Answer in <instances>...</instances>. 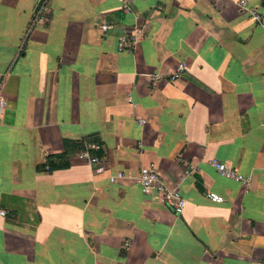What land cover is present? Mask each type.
<instances>
[{
	"label": "crops",
	"instance_id": "1",
	"mask_svg": "<svg viewBox=\"0 0 264 264\" xmlns=\"http://www.w3.org/2000/svg\"><path fill=\"white\" fill-rule=\"evenodd\" d=\"M240 1L51 0L42 23L0 0V264H264V0L260 24ZM149 164L181 215L141 192Z\"/></svg>",
	"mask_w": 264,
	"mask_h": 264
},
{
	"label": "built area",
	"instance_id": "2",
	"mask_svg": "<svg viewBox=\"0 0 264 264\" xmlns=\"http://www.w3.org/2000/svg\"><path fill=\"white\" fill-rule=\"evenodd\" d=\"M51 0H37L39 3V13H37L36 21L44 22L45 21V14L48 12V7ZM134 0H122L123 9L124 11L128 12L129 7ZM239 7L248 13L251 19L260 24L262 19L260 14L256 11L255 8L249 6L247 1L241 0L238 3ZM110 29L108 26L101 27L103 32ZM138 32V30H137ZM136 39L132 38L128 40L125 36L120 37L118 41V52H123L125 50L131 49V45L135 43ZM186 71V64L180 63L175 71L169 76V79L172 82L178 81L183 73ZM158 78L155 77L154 80ZM5 101L1 96L0 93V122L2 119V114L5 108ZM101 150V146L98 143H86L82 152L77 155V159L87 163L91 169L93 175H102L106 171L105 164L97 155L98 152ZM210 165L214 167L218 173V175L226 180H230L236 183H241L246 185L249 181V178L240 175L237 173L233 168L228 167L227 165L220 163L219 161L212 160L210 161ZM125 176L121 173L109 175L107 177L108 182L115 183L118 180L123 179ZM137 182L140 186L141 192L146 195H154L159 197L163 202L168 205L171 210L176 215H181L184 211L186 206L185 199L181 196L178 187L171 188L167 186L164 181L159 177V175L155 171V167L153 164H149L146 167H142L139 171V175L137 177ZM207 199L213 203L220 204L223 202V198L214 194V193H207ZM5 212L1 211L0 215L5 216Z\"/></svg>",
	"mask_w": 264,
	"mask_h": 264
},
{
	"label": "trees",
	"instance_id": "3",
	"mask_svg": "<svg viewBox=\"0 0 264 264\" xmlns=\"http://www.w3.org/2000/svg\"><path fill=\"white\" fill-rule=\"evenodd\" d=\"M47 164L49 165V167L51 169H60V168H64L65 165H58L57 163H55V161L53 160H48L47 161Z\"/></svg>",
	"mask_w": 264,
	"mask_h": 264
}]
</instances>
